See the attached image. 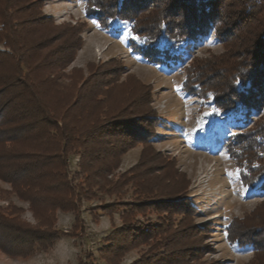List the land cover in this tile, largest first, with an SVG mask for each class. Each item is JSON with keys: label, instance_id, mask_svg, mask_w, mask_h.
<instances>
[{"label": "rangeland", "instance_id": "1", "mask_svg": "<svg viewBox=\"0 0 264 264\" xmlns=\"http://www.w3.org/2000/svg\"><path fill=\"white\" fill-rule=\"evenodd\" d=\"M32 1L34 10L52 18L55 26L70 25L79 32L81 46L70 64L56 70L55 80L82 83L90 72L94 80L117 83L98 108L108 114L99 124L113 133L112 138L106 132L104 149H111L109 144L118 148L122 140L116 129L125 125L127 131L146 129L148 138L146 145H132L114 161L105 156L86 171L80 150L66 154L63 178L73 189L76 213L54 209L58 200L53 193L31 206L0 181V246L11 251L0 250V264H264V197L241 184L226 148L230 136L249 120H258L254 128L263 126L262 112L244 122L182 90L183 67L190 56L202 63L235 55L238 40L223 44L209 31L190 42L184 63L154 64L132 51L127 25L113 23L103 29L84 14V0ZM14 39L25 47L30 36L21 30ZM4 50L0 43V53ZM11 71L12 64L0 57V77ZM49 97L43 100L54 104ZM127 98H136V104L120 114ZM41 143L29 142L26 149L31 152ZM47 183L58 184L59 179ZM56 191L59 195L60 189ZM229 225L231 238L252 241L256 247L230 244ZM30 233L40 240L30 241Z\"/></svg>", "mask_w": 264, "mask_h": 264}, {"label": "trees", "instance_id": "2", "mask_svg": "<svg viewBox=\"0 0 264 264\" xmlns=\"http://www.w3.org/2000/svg\"><path fill=\"white\" fill-rule=\"evenodd\" d=\"M35 4L32 0H4L0 11V43L7 49L0 57L12 64L11 73L0 77V181L9 183L17 197L31 206L53 193L58 200L54 209L76 213L73 189L63 178L66 154L80 150L83 170H90L106 157L116 160L132 145H146L147 130L127 131L130 127L125 125L121 131L116 129L122 140L116 144L118 150L114 144H109L108 151L104 149L108 145L105 135L110 133L113 138V133L112 129H102L99 120L108 114L98 108L117 83L94 80L90 72L82 83L69 79L65 85L55 80L56 72L72 62L81 46L79 32L74 26H55L52 18L34 10ZM83 9L105 30L113 23L127 25L132 51L154 64L184 63L190 42L209 31L223 44L238 40L235 55L198 63L188 54L182 90L210 101L222 114L233 112L244 122L260 112L264 118V0H84ZM21 30L30 36L28 46L22 47L14 39ZM56 42L58 45L51 49ZM22 48L25 52L20 51ZM137 86L140 89L135 83ZM49 96L55 99L52 105L43 100ZM127 99L120 114L136 104V98ZM257 121L249 120L246 127H238L226 148L241 184L262 191L264 197V125L254 128ZM143 122L147 121L140 120ZM39 139L41 146L27 151L26 144ZM50 179H59V183H47ZM33 236L30 233V241L40 240ZM226 236L230 244L256 247L252 241L231 238L230 225ZM0 250L11 252L1 246Z\"/></svg>", "mask_w": 264, "mask_h": 264}, {"label": "snow or ice", "instance_id": "3", "mask_svg": "<svg viewBox=\"0 0 264 264\" xmlns=\"http://www.w3.org/2000/svg\"><path fill=\"white\" fill-rule=\"evenodd\" d=\"M109 23H111V21Z\"/></svg>", "mask_w": 264, "mask_h": 264}]
</instances>
